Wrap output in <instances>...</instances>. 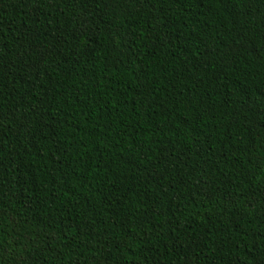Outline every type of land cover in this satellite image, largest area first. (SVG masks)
<instances>
[{"label": "trees", "instance_id": "16d2710c", "mask_svg": "<svg viewBox=\"0 0 264 264\" xmlns=\"http://www.w3.org/2000/svg\"><path fill=\"white\" fill-rule=\"evenodd\" d=\"M0 264H264V0H0Z\"/></svg>", "mask_w": 264, "mask_h": 264}]
</instances>
